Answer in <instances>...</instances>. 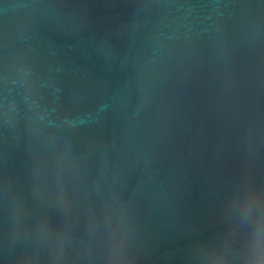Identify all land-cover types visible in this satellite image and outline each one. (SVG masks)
I'll return each mask as SVG.
<instances>
[{"label": "water", "instance_id": "obj_1", "mask_svg": "<svg viewBox=\"0 0 264 264\" xmlns=\"http://www.w3.org/2000/svg\"><path fill=\"white\" fill-rule=\"evenodd\" d=\"M0 264H264V0H0Z\"/></svg>", "mask_w": 264, "mask_h": 264}]
</instances>
